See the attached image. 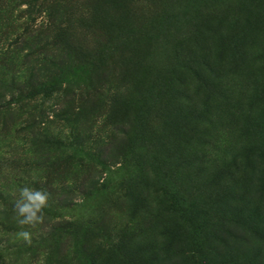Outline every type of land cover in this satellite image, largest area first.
<instances>
[{
    "label": "rangeland",
    "instance_id": "1",
    "mask_svg": "<svg viewBox=\"0 0 264 264\" xmlns=\"http://www.w3.org/2000/svg\"><path fill=\"white\" fill-rule=\"evenodd\" d=\"M0 264H264V0H0Z\"/></svg>",
    "mask_w": 264,
    "mask_h": 264
},
{
    "label": "clouds",
    "instance_id": "2",
    "mask_svg": "<svg viewBox=\"0 0 264 264\" xmlns=\"http://www.w3.org/2000/svg\"><path fill=\"white\" fill-rule=\"evenodd\" d=\"M50 194L43 189L24 186L19 191V198L15 201L17 224L21 227L18 236L25 243L31 242V232L27 229L42 225L45 220L44 210L49 206Z\"/></svg>",
    "mask_w": 264,
    "mask_h": 264
}]
</instances>
